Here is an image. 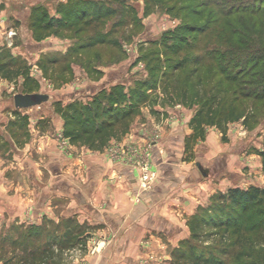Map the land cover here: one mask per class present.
Returning a JSON list of instances; mask_svg holds the SVG:
<instances>
[{
    "label": "rangeland",
    "instance_id": "374dc122",
    "mask_svg": "<svg viewBox=\"0 0 264 264\" xmlns=\"http://www.w3.org/2000/svg\"><path fill=\"white\" fill-rule=\"evenodd\" d=\"M12 1V7L8 10L12 29L7 31L6 36L9 47L19 45L22 55L13 57V65L18 66L13 68V73L16 69L18 72L13 74L14 81L1 99L0 112H5L9 118L0 122V131L15 139L20 149H27L30 153L28 156L33 153L35 157L30 158H38V146H41L39 137L48 132L52 137L55 136L58 149L68 157L74 154L85 156L86 152L82 148L87 145L92 148L106 147L115 160L123 156L126 164L134 163L136 160L132 155L138 149L133 147L127 132H132L133 127L143 129L150 127L153 122L157 125L159 121L163 122V116H156L163 111L156 110L160 107L175 110L186 107L197 113L204 107V100L205 116L199 122L220 129L224 133L222 142L231 143L234 140L237 148L241 147L245 152L241 155L238 153L240 161L234 181L237 183H232V187L264 188V100L246 102L242 99V103L238 102L242 107L252 104L253 114L247 120L243 118L230 122L234 128H231L229 135L227 129L230 123L223 125L226 130L222 125L218 127V119L222 116L217 106L218 100L213 98L218 95L222 98V107L224 103L229 106L234 99L233 93L241 96L251 89L238 82L229 83L237 70L233 65L228 67V64L222 63L221 67L227 68L228 76L223 77L208 56L219 42L224 46L239 47L238 41L247 37L264 40V24L256 25L247 16L229 14V8L234 5V1L239 4V0H42V5ZM101 4L107 15L101 20L95 18L97 23H92V9ZM25 13H30L31 19L30 26L23 28L16 17L17 14ZM9 31L13 34L9 35ZM18 31L19 36H16ZM106 32H109V38L100 44L104 37L102 33ZM14 37L17 39L13 43ZM48 38L53 39L52 46L41 49L38 51L42 52L41 55H37L40 47L32 43ZM87 46L91 48L86 49ZM10 54L11 51L5 54L7 60L13 56ZM198 55H205V60L194 65L193 59ZM196 67L198 73L195 72ZM104 74L110 84L101 92L91 93L88 86L90 81L100 80ZM199 77L204 80L202 86H197L194 80ZM222 77L227 82L220 85ZM249 80L254 78L249 77ZM29 92L47 93L51 99L41 106L16 108L14 95ZM94 98L97 100L93 101ZM112 99L117 103L109 109ZM184 101L188 105L185 106ZM69 106L75 112L71 110L68 113ZM249 106L248 112L252 109ZM106 111L109 114H104ZM207 112H212L211 119L206 115ZM41 115L45 117L44 120L39 118ZM57 115L63 122V128L52 131L55 129L52 118ZM95 115L100 117H97L99 120ZM109 115L110 118L101 122V117L107 118ZM157 128L154 127V141L160 138ZM99 129L101 132L96 133ZM88 132L95 134L91 137L86 134ZM206 132L202 130L201 133L206 136ZM242 139L247 141L245 146H242ZM65 141L67 145L64 148ZM26 144L30 146L25 147ZM5 145L0 141V153ZM139 170L141 179L143 170ZM225 194L216 191L205 197L196 215L199 218L205 216L208 221L217 220L222 210L228 211L231 207L226 200L217 201L220 195ZM236 212L240 213L237 206ZM201 227L200 236L195 241L198 253L206 256L219 254L228 262L233 261L231 256L222 254L225 247L236 239L233 229L219 230L209 222L201 224ZM189 228V233L185 237L181 236L179 242L192 237L191 224ZM29 231L34 233V230ZM223 235L225 243L222 242ZM250 235L259 240L258 232ZM36 240L35 235L31 236L27 245L34 248ZM84 248V244L80 245L73 251H67L66 255L69 258L78 257L84 254ZM179 249V246L167 248L172 257L168 264H187L186 259L180 260L175 255ZM164 254L152 257L165 262L167 257Z\"/></svg>",
    "mask_w": 264,
    "mask_h": 264
},
{
    "label": "crops",
    "instance_id": "0c3cea01",
    "mask_svg": "<svg viewBox=\"0 0 264 264\" xmlns=\"http://www.w3.org/2000/svg\"><path fill=\"white\" fill-rule=\"evenodd\" d=\"M22 1L42 5L45 0ZM12 4V0H0V104L14 81L13 68L18 67L5 54L11 51L12 58L22 55L19 45L9 47L6 36L12 29L8 16ZM16 19L23 28L30 25V13L17 14ZM52 40L34 41L32 44L40 47L36 54L51 47ZM106 76L90 81L91 93L101 92L110 84ZM160 108L156 110L162 113H155L163 116V122L143 129L133 127L126 133L138 149L132 155L136 161L128 164L123 156L122 161L112 158L106 147L84 145L85 156L68 157L48 132L39 137L40 153L32 159L33 153L30 158L27 149H20L15 139L0 131V141L6 144L0 153V264H23L22 259L25 264L170 263L167 248L179 246L181 236L189 233V224L205 197L216 191L226 193L237 183L238 153L241 155L243 149H238L234 140L222 142L220 129L199 124L194 110ZM8 116L0 112V122ZM62 124L58 115L53 117L52 131L61 130ZM157 126L160 141L154 142ZM228 127L231 135L233 123ZM202 130H207L206 136ZM241 142L242 146L247 143L245 139ZM146 162L157 179L152 189L143 191L139 169ZM71 224L79 227L73 239L79 237L81 241L60 245L61 238H57L43 254L50 233L60 237L61 228ZM34 235L37 242L33 248L27 243ZM83 244V255H66ZM163 253L167 254L165 262L151 259Z\"/></svg>",
    "mask_w": 264,
    "mask_h": 264
},
{
    "label": "trees",
    "instance_id": "16d2710c",
    "mask_svg": "<svg viewBox=\"0 0 264 264\" xmlns=\"http://www.w3.org/2000/svg\"><path fill=\"white\" fill-rule=\"evenodd\" d=\"M87 1V0H86ZM233 1V0H232ZM233 3L235 7H230L228 12L229 14H237L241 16H247L251 18V20L256 24H264V0H239V4H236L237 1H234ZM99 3V2H98ZM219 4V2H218ZM217 4V5H218ZM84 6L83 8H85ZM82 8V7H81ZM93 16L92 23L96 22V19H102L107 15L106 9L101 4L96 8V6L93 7ZM105 10V11H104ZM33 14V13H32ZM77 14H80L78 12ZM86 20V16H84ZM96 18V19H95ZM30 26V25H29ZM103 39L102 36L100 37L101 41L100 44L103 43L104 40L109 38V32H106ZM261 40V39H260ZM259 39H255L254 37H247L244 40H239L238 45L239 47H228L221 44L222 42H219L216 44L218 46L217 48H213L211 52L208 54L210 61L215 63V66L217 67V70L221 74V76L224 77L227 76V68L224 69L222 66L223 64H228V67L233 65V68L236 71V73L233 75L231 81L229 83H239L243 86H250V90L246 93H244L241 96L236 95L233 93L234 99L230 103L229 106H226L224 103V107H222V98L218 95L214 96L213 98H216L218 100V108L221 114V118L218 119L217 122L218 125H222L224 122H232V121H238L240 119L247 120V118L253 114L251 113L253 110V105H245L241 106L237 104L238 102H243L242 99H244L246 102L250 101H257V100H264V40L260 41ZM229 41V40H228ZM99 43V42H97ZM86 47L82 48L85 49ZM91 48V46H87L86 49ZM6 57V55H5ZM205 55H198L193 59V64L198 65L202 60H205ZM11 64L13 61V58L11 57ZM13 65V64H12ZM15 66V65H14ZM177 70V69H176ZM174 70V71H176ZM172 71V73L174 72ZM18 72V69L15 71L16 74ZM199 72V69L196 67V71ZM221 78L220 85L227 82L226 79ZM228 77V76H227ZM252 77L254 80H249L248 78ZM194 78V76H192ZM196 80L197 86H202L203 81L202 77H199ZM146 82V81H145ZM144 82V83H145ZM103 91V90H102ZM30 93V92H29ZM187 96V93H186ZM112 97V96H111ZM185 98V96H184ZM212 98V97H211ZM111 99V98H110ZM97 99L94 98L93 101H96ZM202 101V100H201ZM228 101V100H226ZM203 106L202 109H200L197 112V121L202 122V116H205V105L206 102L203 100ZM244 102V103H246ZM111 106L109 109L115 105L117 102H114V99L111 100ZM186 104V102L184 101ZM102 105V103H101ZM248 106L251 109V111L248 112L247 108ZM68 113L74 111L73 107H68ZM75 112V111H74ZM108 113V111L104 112ZM109 114V113H108ZM206 115L211 119L212 112ZM125 116V115H123ZM97 119V115L94 116ZM100 118V117H98ZM106 117H101V122L107 120L110 118V115L105 119ZM72 120V119H70ZM99 120V119H97ZM200 123V122H199ZM71 123H68V125ZM201 124V123H200ZM103 131V130H102ZM101 132L96 131V133ZM77 134V133H75ZM88 136H93L95 133L88 132L86 133ZM68 135V134H67ZM71 137V136H70ZM227 201V203L231 206L230 210H222L221 214H219V218L216 217L217 220L213 221L210 219H205V216L202 218H199L197 215L194 217V219L191 222V236L187 240H184L180 243L179 247L180 249L175 252V255L177 254L180 260H184L187 262V264H264V208L262 207L264 205V188H257V187H250L249 189H240L239 187H232L228 189L225 195H220L217 198V201ZM263 201V202H262ZM236 206L240 208V213L236 212ZM259 207V208H258ZM251 219V217H255ZM209 222L212 223L214 227L218 228L219 230L222 228L225 229H233V233L236 237L235 241L228 244L227 247H225V251L222 252V254L226 256H231L233 261H227L220 257V255H201V253H198L197 251V244L195 241L198 240L201 232V224ZM77 231V232H76ZM79 232V227L66 225L64 228H61L60 231V237H56V234L54 232L50 233L49 235V242L43 247V254L47 253L50 246L52 244V241H56L57 238H61L59 244L62 245L64 242L65 245L69 244H75L81 239L75 238V235ZM254 232H258L257 240L256 238H251ZM227 233V230L225 231ZM78 235V234H77ZM224 235L222 237L223 243H225L226 239H224ZM197 239V240H196ZM194 241V242H193ZM221 244V241H220ZM243 247L245 249H243ZM238 249L237 251L235 249ZM220 249V248H219ZM35 251V250H33ZM32 251V252H33ZM234 251V252H233ZM36 252V251H35ZM221 252V251H219ZM23 264H25L26 261L24 259L21 260Z\"/></svg>",
    "mask_w": 264,
    "mask_h": 264
},
{
    "label": "water",
    "instance_id": "95a60500",
    "mask_svg": "<svg viewBox=\"0 0 264 264\" xmlns=\"http://www.w3.org/2000/svg\"><path fill=\"white\" fill-rule=\"evenodd\" d=\"M51 96L47 93H18L14 95V105L18 109H27L47 103Z\"/></svg>",
    "mask_w": 264,
    "mask_h": 264
},
{
    "label": "built area",
    "instance_id": "2783aa9c",
    "mask_svg": "<svg viewBox=\"0 0 264 264\" xmlns=\"http://www.w3.org/2000/svg\"><path fill=\"white\" fill-rule=\"evenodd\" d=\"M12 34H13L12 31H9V35H12ZM66 145H67V143L65 141L64 142V148L66 147ZM142 170H143V174H142V177L140 179V187L142 188V190L148 191V190L152 189V186H153L154 181L156 179L157 173L151 169L150 164L147 162L145 164H143ZM151 258L154 259V257H151Z\"/></svg>",
    "mask_w": 264,
    "mask_h": 264
}]
</instances>
